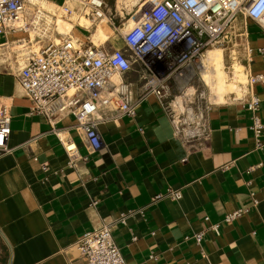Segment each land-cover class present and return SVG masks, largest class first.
Returning <instances> with one entry per match:
<instances>
[{"label": "crops", "instance_id": "obj_1", "mask_svg": "<svg viewBox=\"0 0 264 264\" xmlns=\"http://www.w3.org/2000/svg\"><path fill=\"white\" fill-rule=\"evenodd\" d=\"M27 37L10 36L5 47L0 37V104L12 117V153L0 156V264H77V243L103 225L112 226L127 264H264V130L256 137L250 111L230 98L214 105L212 139L191 155L155 97L134 119L102 112L107 119L98 124L94 153L75 118L65 116L55 128L86 158L70 167L52 126L31 114L21 92L17 75L25 60L18 63L17 47ZM224 56L229 73L238 64L264 75V30L239 18ZM120 78L138 96L139 77ZM254 93L264 123V83ZM168 189L183 198L153 202ZM240 209L247 211L225 221Z\"/></svg>", "mask_w": 264, "mask_h": 264}, {"label": "built area", "instance_id": "obj_2", "mask_svg": "<svg viewBox=\"0 0 264 264\" xmlns=\"http://www.w3.org/2000/svg\"><path fill=\"white\" fill-rule=\"evenodd\" d=\"M48 1L0 0V37L6 39L5 47L10 36L27 34V40L20 41L28 54L17 79L32 104L31 114L43 116L52 126L70 167L86 158L70 137L55 128L63 117L75 118L74 128L83 134L90 153H94L101 146L98 124L107 119L102 112L115 113L111 118L134 119L149 97L160 103L187 155L204 149L212 139L208 113L219 105L204 81L206 54L228 49L239 18L264 30V0H156L125 33L115 27L110 4L105 0H63L54 14L44 7ZM74 13L90 22L89 27L75 24L84 39L77 38L73 31L58 30V18L70 19ZM103 20L119 32L122 48L92 42L91 32ZM130 72L139 77L138 96L132 84L121 78L114 80ZM242 73L246 83L240 86L241 93L228 95L227 100L230 98L252 113V129L259 137L264 123L258 115L261 102L254 87L264 83V75H253L245 68ZM227 74L230 81L235 79L234 68ZM11 123L8 107L0 104V156L12 153L8 148ZM186 161L187 158L183 160ZM42 169L47 171V166ZM182 198L181 190L168 189L156 195L153 202H178ZM246 211L240 209L227 215L225 221L231 223ZM212 229L219 234L218 226ZM203 236L199 233L194 238L200 243ZM77 250V264H127L111 225L85 235L77 243Z\"/></svg>", "mask_w": 264, "mask_h": 264}, {"label": "bare ground", "instance_id": "obj_3", "mask_svg": "<svg viewBox=\"0 0 264 264\" xmlns=\"http://www.w3.org/2000/svg\"><path fill=\"white\" fill-rule=\"evenodd\" d=\"M156 0H149V2ZM139 0H116V6L118 12H121L125 6H130V10ZM148 2V3H149ZM114 3V4H115ZM57 4L48 1L44 4L45 9L54 14ZM137 6V5H136ZM127 9V8H126ZM128 12V11H127ZM124 15L123 13H121ZM70 19H61L58 18V30L61 33H68L73 31L76 34V37L79 39H84L82 35L78 33L75 29V24H80L85 27L90 26V22L87 18L79 13H74L73 16L69 17ZM137 23L135 18L130 19L127 23H125V29L123 32H128L132 29ZM115 36V31L113 28L107 23L106 20L101 21L97 24L96 28L91 32L90 39L97 46L106 45L111 41V39ZM118 39V37L116 38ZM57 41H59L57 39ZM115 41V40H114ZM18 51V63L23 62L28 54V50L25 46L21 45L17 47ZM231 56V55H230ZM225 56L224 51L221 49L210 50L206 54V58L204 60V65L206 71L203 73L204 81L210 88L213 93V100L218 104H223L228 102L227 96L233 93L240 94L241 93V85L246 83V77L242 73L243 67L238 64L233 65L235 79L233 81L229 80V76L225 71ZM5 60L0 57V63H4ZM241 64V63H240ZM20 65V64H19ZM23 65V64H22ZM115 81H120V77L116 76L114 78ZM21 90V89H20ZM21 92H24L21 90ZM191 92V91H190ZM70 95L73 94V91H70Z\"/></svg>", "mask_w": 264, "mask_h": 264}, {"label": "rangeland", "instance_id": "obj_4", "mask_svg": "<svg viewBox=\"0 0 264 264\" xmlns=\"http://www.w3.org/2000/svg\"><path fill=\"white\" fill-rule=\"evenodd\" d=\"M49 1H52V2L56 3L57 5H61L63 2V0H49ZM105 1H106V3L110 4V7H111L110 12L112 13V15L114 17V24H115V27L117 29H120V28L125 29V23H127L132 18H136L141 13H143L147 8L150 7L149 0H139V2L136 3L137 6L136 5L133 6L131 8V10H130V6H128V7L125 6L121 12H118L117 7L114 6V5H116V3H115L116 0H105ZM121 13H123L124 15H122ZM111 27L115 31V36L106 45L112 43L116 49H120L123 46L121 36H120L119 32H117L114 29L113 26H111ZM82 36H84V35H82ZM117 37H118V39H116ZM226 71L228 72V70H226Z\"/></svg>", "mask_w": 264, "mask_h": 264}]
</instances>
